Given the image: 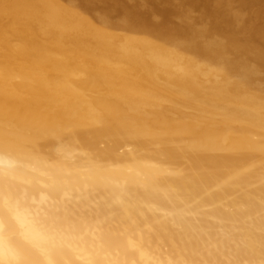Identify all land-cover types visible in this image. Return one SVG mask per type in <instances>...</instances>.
I'll list each match as a JSON object with an SVG mask.
<instances>
[{
    "label": "bare ground",
    "instance_id": "1",
    "mask_svg": "<svg viewBox=\"0 0 264 264\" xmlns=\"http://www.w3.org/2000/svg\"><path fill=\"white\" fill-rule=\"evenodd\" d=\"M0 264H264V0H0Z\"/></svg>",
    "mask_w": 264,
    "mask_h": 264
}]
</instances>
